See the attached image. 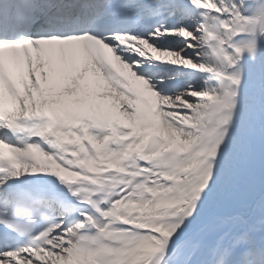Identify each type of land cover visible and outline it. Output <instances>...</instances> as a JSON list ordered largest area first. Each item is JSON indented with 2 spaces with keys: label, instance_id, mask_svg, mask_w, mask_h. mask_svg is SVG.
Listing matches in <instances>:
<instances>
[{
  "label": "rangeland",
  "instance_id": "374dc122",
  "mask_svg": "<svg viewBox=\"0 0 264 264\" xmlns=\"http://www.w3.org/2000/svg\"><path fill=\"white\" fill-rule=\"evenodd\" d=\"M209 2L226 11H241L247 5L255 6V9L261 11V18L257 21H241L233 19L229 14L221 19L219 26L209 34L207 29L201 25H194L198 29L197 33L192 35L196 41L187 40L179 45L193 61L190 64L193 67L204 69L221 68L225 69L226 62L231 65L239 66L242 62L260 64L264 60V0H209ZM193 33V32H192ZM212 37L220 36L221 44L219 47V60L202 49V42ZM237 37L235 40L234 38ZM245 43L244 45H240ZM192 45V46H191ZM235 47V49L233 48ZM196 51L195 54H190ZM228 56V58L226 57ZM221 56V58H220ZM222 60V61H221ZM222 64V65H221ZM255 69V68H254ZM264 69L257 68L249 70L241 82H224L211 78L208 80V87L198 83L197 89H191L199 94V97H187L177 111L181 114L180 123L184 126V138L189 140L186 144L182 163L185 170L190 174V191H183L178 186L165 185L160 182L152 187V199L140 197L139 199H130L135 204V209L128 212L126 216L133 219V223H142L152 225L151 230L145 231L144 235L139 233L135 236L132 230L121 232L119 237H114L116 244L108 247L105 253L108 256L109 264H128V257L122 259V253L128 252L133 260L129 264H145L149 256L155 251L178 252L185 246L186 240L194 236L197 231L213 229V222H238L246 220V216L240 213L233 214L240 206L245 207L244 201L249 205L250 214L247 216L256 226H248L247 231L250 234L256 233V229L262 227L261 239L264 237ZM197 84V83H196ZM246 85L252 90L243 88ZM212 103V104H211ZM209 104L212 107H209ZM209 111L214 122L218 123L209 129H203L200 134L193 138V122L200 120L203 113ZM224 123V131L220 132V124ZM194 139V140H193ZM164 146L163 143L161 145ZM190 147V149H189ZM236 147V148H233ZM237 150V154L227 153V150ZM164 150L167 149L164 146ZM160 155L162 151L158 150ZM200 153L203 159L198 162ZM206 157V160H205ZM209 158H213L212 162ZM168 174L164 170H156L158 176L169 182L172 178V165L168 158ZM225 161V162H224ZM234 163L237 166L234 167ZM228 168H233L234 173H228ZM182 169V168H181ZM213 169L214 176L210 184H205L198 180L206 179L205 173ZM198 173V174H197ZM205 177V178H204ZM219 187L218 191L224 197L216 196L220 200L213 203V207L221 212H229V216H214L205 222H189L191 226L186 227L181 222L180 216H189V210L185 204L196 206L204 197L212 201L215 191L212 188ZM211 195V196H210ZM129 199V198H128ZM256 203V204H254ZM244 204V205H243ZM254 204V205H253ZM149 218L150 221H145ZM231 219V220H230ZM191 221L194 217L190 218ZM188 224V225H190ZM250 224V223H249ZM248 223L245 224L247 227ZM193 227V228H192ZM140 235H143L141 237ZM143 238L147 240H143ZM255 239V240H259ZM154 243V244H153Z\"/></svg>",
  "mask_w": 264,
  "mask_h": 264
},
{
  "label": "bare ground",
  "instance_id": "6f19581e",
  "mask_svg": "<svg viewBox=\"0 0 264 264\" xmlns=\"http://www.w3.org/2000/svg\"><path fill=\"white\" fill-rule=\"evenodd\" d=\"M198 1L201 3V0ZM245 11H249L248 20L254 19V21H257L261 18V11L258 9L254 10V6L247 5L243 12ZM201 17L203 18V16ZM208 17L211 18L212 15L209 14ZM214 20H216L214 17L211 18V21ZM213 28L214 25L207 26L210 34L214 32ZM197 31L196 27L185 24L184 20H180L173 27V33L178 36L179 43L190 38L193 39V42L196 41L197 39L194 40L192 35L197 33ZM151 51L155 53L161 52V56L166 60H180L187 64H193L194 61V59L190 60L186 56H182L183 53L177 52L178 49L171 50L172 52L167 50L162 52L154 51L151 48ZM259 67L264 69V60L260 64H252L250 67L246 63L238 66L234 72V80H242L249 70L253 71ZM135 79H137L139 84L143 81L136 75ZM180 81L182 82L170 90L168 94L157 90L153 85L149 86L146 84L145 92L148 94L150 103H152L153 108H155L157 103L159 112L162 113L161 121L158 120L160 124L156 125L157 113L156 110L152 112L146 129L149 130L151 128L155 131L158 141L157 148H159L160 142H163L168 147L169 157L173 164L171 175L173 176L174 185L180 187L183 191L191 192V177L188 172L180 169L176 157L182 154L186 144L189 142L183 137L185 133L184 127L178 126L181 114L176 109L183 106L182 103H185L184 100L187 97L198 98L199 94L191 89H197L200 85L192 80L187 82L180 78ZM142 84H145V82ZM92 93L106 95L111 99L113 111L111 110L108 113H113L111 117L119 121L126 129V132L116 134L115 138L121 146L118 153H123L126 150L129 141H135L132 148L133 159L130 161L125 158L124 165L141 175L143 171L140 166L145 161V154L150 153V159L146 162L151 163L154 168L164 167V161H155L153 159V147L148 143L147 139L141 141L140 144H136V137L140 132L136 130V125L131 116L133 112L138 113L137 109L133 110L132 106H130L131 111H127L125 106H118L120 97L113 94L108 88L104 90V87H100L98 90H92ZM210 116V114L206 113L200 120L193 122L195 136L196 132H200L204 128L209 129L218 124L214 123ZM218 127L220 132L223 133L224 125L220 124ZM71 153L72 158L64 159L63 163H58L51 169H56L65 179L66 189L72 183L79 185V188H75L72 194L76 202L73 216L83 220L74 224H84L83 226L88 227L94 226L95 233L90 238L77 233L78 243H75L71 225L66 226L65 230L60 228L63 226L62 224L54 225L47 233L49 238L44 242L47 248L40 250V253L35 250L29 251L28 255H25L38 260V264H41L44 260L46 264H83L85 253L89 252L88 246L94 244L95 248H101L102 245H110L112 242L110 238L105 236V234H108V230L105 228L112 225V223L117 225L122 222L119 210L122 208V202L130 192L133 182L127 174L121 171L120 166L116 162L110 160L113 154L104 149L101 143H95L92 140L87 143L84 142L79 149ZM103 156L107 158L105 161L101 160ZM136 159L140 160L139 164H137ZM28 168L32 170L33 165H29ZM192 196L195 197V194ZM211 225L213 229L201 228L194 236L186 240L185 246L177 253L167 254L163 264H254L250 261L252 253H260L264 249V238L257 241L247 238L244 222H213ZM57 231L61 233L60 237L56 234ZM235 249L243 250V256L239 260L234 257L233 252ZM8 259H14L12 264H31L29 259L24 258L23 260L18 256V253L11 254ZM252 261H255V259ZM88 264H108V262L105 258L99 256Z\"/></svg>",
  "mask_w": 264,
  "mask_h": 264
},
{
  "label": "water",
  "instance_id": "95a60500",
  "mask_svg": "<svg viewBox=\"0 0 264 264\" xmlns=\"http://www.w3.org/2000/svg\"><path fill=\"white\" fill-rule=\"evenodd\" d=\"M150 264H154V261L152 260V261L150 262Z\"/></svg>",
  "mask_w": 264,
  "mask_h": 264
}]
</instances>
